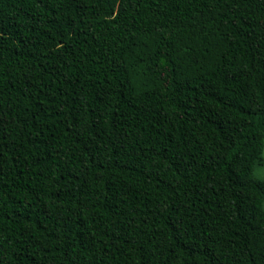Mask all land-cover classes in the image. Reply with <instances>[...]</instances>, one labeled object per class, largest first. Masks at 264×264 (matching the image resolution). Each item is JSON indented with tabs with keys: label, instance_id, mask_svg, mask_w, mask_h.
Wrapping results in <instances>:
<instances>
[{
	"label": "trees",
	"instance_id": "1",
	"mask_svg": "<svg viewBox=\"0 0 264 264\" xmlns=\"http://www.w3.org/2000/svg\"><path fill=\"white\" fill-rule=\"evenodd\" d=\"M264 0H0V264H264Z\"/></svg>",
	"mask_w": 264,
	"mask_h": 264
},
{
	"label": "rangeland",
	"instance_id": "2",
	"mask_svg": "<svg viewBox=\"0 0 264 264\" xmlns=\"http://www.w3.org/2000/svg\"><path fill=\"white\" fill-rule=\"evenodd\" d=\"M254 176L258 179H264V168H257L254 171Z\"/></svg>",
	"mask_w": 264,
	"mask_h": 264
}]
</instances>
